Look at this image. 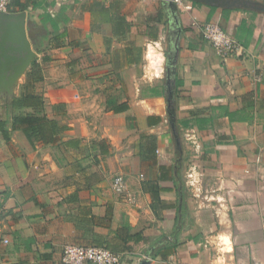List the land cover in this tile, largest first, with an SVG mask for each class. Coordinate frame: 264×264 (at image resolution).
<instances>
[{"label":"crops","instance_id":"crops-1","mask_svg":"<svg viewBox=\"0 0 264 264\" xmlns=\"http://www.w3.org/2000/svg\"><path fill=\"white\" fill-rule=\"evenodd\" d=\"M178 5L170 101L168 76L159 86L143 75L138 42L169 34L162 0H11L41 49L15 95L34 83L58 127L48 140L0 130V264H67L66 244L106 246L139 264L160 239L152 264H264V12ZM115 14L130 31L115 34ZM210 20L239 39L241 54L217 55L196 26ZM188 128L202 173L221 183L209 202L188 196L181 176L176 137ZM116 175L126 194L113 191Z\"/></svg>","mask_w":264,"mask_h":264},{"label":"water","instance_id":"water-1","mask_svg":"<svg viewBox=\"0 0 264 264\" xmlns=\"http://www.w3.org/2000/svg\"><path fill=\"white\" fill-rule=\"evenodd\" d=\"M198 3L220 8H243L251 11L264 12V2L259 0H191ZM164 11L168 17L167 55V90L170 101H174V76L179 52L180 39L183 34L177 0H162ZM38 54L33 48L27 28L25 11L12 13L0 10V95L6 99L15 96L20 78L36 60ZM175 127V123H173ZM181 147L179 135L176 137ZM139 264H152L150 258H144Z\"/></svg>","mask_w":264,"mask_h":264},{"label":"built area","instance_id":"built-area-1","mask_svg":"<svg viewBox=\"0 0 264 264\" xmlns=\"http://www.w3.org/2000/svg\"><path fill=\"white\" fill-rule=\"evenodd\" d=\"M181 2V0H177ZM11 0H0V10L10 12ZM203 37L215 49L217 55L222 59H226L234 54L243 52V44L226 31L216 21H206L204 23H196ZM186 140L191 143L196 151L201 148L200 139L195 128H188L184 132ZM192 167L188 172V183L192 184L196 190H200L201 176L203 173L198 168L199 164L194 160ZM200 185V186H199ZM112 189L114 192L122 195L127 192V182L123 175H116L112 181ZM8 240H6L7 242ZM148 258V256H146ZM62 261L67 264H122V256L106 246H83L75 244H66L63 249Z\"/></svg>","mask_w":264,"mask_h":264},{"label":"trees","instance_id":"trees-1","mask_svg":"<svg viewBox=\"0 0 264 264\" xmlns=\"http://www.w3.org/2000/svg\"><path fill=\"white\" fill-rule=\"evenodd\" d=\"M212 8L217 9L218 7L213 6ZM110 19L114 26V32L118 35L127 33V31H130L133 26L132 23H130L124 16L120 14H115ZM161 21L162 20L159 22ZM154 37H158L157 32L155 33ZM33 48L39 52L41 50L38 46V43H33ZM37 66V61L34 60L32 63L33 72L37 70ZM34 78L36 81L40 78V76H34ZM179 84L180 81H177L176 86L178 87ZM6 106L8 118L6 120L0 119V130L6 139L10 138V133L12 130L23 128L30 140L39 135L42 137L45 136L44 139L47 138L48 140V138L58 127L57 123L44 113V97L36 92L34 83L32 82L24 84L22 91L18 96L15 95L12 97V99H7ZM24 109H30V111L24 112ZM177 129L180 132L178 126ZM160 243H162V239H160L148 249V256L153 257L157 254V247L160 245Z\"/></svg>","mask_w":264,"mask_h":264},{"label":"rangeland","instance_id":"rangeland-1","mask_svg":"<svg viewBox=\"0 0 264 264\" xmlns=\"http://www.w3.org/2000/svg\"><path fill=\"white\" fill-rule=\"evenodd\" d=\"M187 3V0H181V4H185ZM132 6V5H131ZM168 35L166 33H164L159 41H145V40H138L139 43H145L142 44L141 47H143L144 45V49H145V57H144V61L142 62V72L143 75L146 77L147 80L151 79L152 81L155 80H159V82H157L159 86H161V84L166 82V78H167V55L169 52V43H168V39H167ZM150 50H152L153 52L151 53ZM149 53L153 54L154 57H150ZM161 55L162 56V62H161V69H158L154 67V62L155 60H157V56ZM156 74H159L158 76H156ZM181 142H182V147H184L185 152H183V157H184V163L182 165V179L185 182L186 188H187V193L188 196H192L194 199H198V200H204L206 202H209L211 195L215 194V191L212 190V188L216 186L215 182L219 181V186H221L220 184V180L218 177L216 178H211L208 174H203L201 176V187L200 190H196V188L188 183L189 178H188V172L190 170V167H192V163L195 160V154L200 153V151H196L195 147L189 143L186 138H185V134L183 132H181ZM200 150V149H199ZM177 156H179L177 154ZM198 168L200 169V171L202 172L203 170V166H201V164H199ZM218 185V184H217ZM200 186V185H199ZM195 193H198V195H194Z\"/></svg>","mask_w":264,"mask_h":264},{"label":"bare ground","instance_id":"bare-ground-1","mask_svg":"<svg viewBox=\"0 0 264 264\" xmlns=\"http://www.w3.org/2000/svg\"><path fill=\"white\" fill-rule=\"evenodd\" d=\"M150 52L152 53V50H151ZM151 53H150L149 55H151V56H152V54H151ZM152 57H153V56H152ZM160 58H161V56H160ZM157 60H158V59H157ZM155 61H156V60H155ZM155 61H154V62H155ZM155 64H156V62H155ZM158 67H159V66H158Z\"/></svg>","mask_w":264,"mask_h":264}]
</instances>
